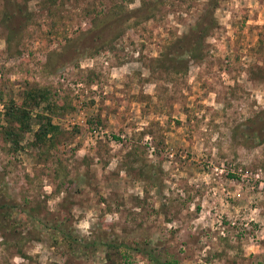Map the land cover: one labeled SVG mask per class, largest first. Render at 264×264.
I'll return each mask as SVG.
<instances>
[{
    "label": "rangeland",
    "instance_id": "374dc122",
    "mask_svg": "<svg viewBox=\"0 0 264 264\" xmlns=\"http://www.w3.org/2000/svg\"><path fill=\"white\" fill-rule=\"evenodd\" d=\"M20 2L10 22L0 0V264H150L147 241L178 264H264V128L249 125L264 0H216L182 58L172 43L208 0ZM37 89L28 130L4 140L7 107ZM39 114L57 127L44 142ZM62 224L127 247L82 253Z\"/></svg>",
    "mask_w": 264,
    "mask_h": 264
},
{
    "label": "trees",
    "instance_id": "16d2710c",
    "mask_svg": "<svg viewBox=\"0 0 264 264\" xmlns=\"http://www.w3.org/2000/svg\"><path fill=\"white\" fill-rule=\"evenodd\" d=\"M216 6V0H208L206 9L204 13L198 17V20L194 25H191L188 31L175 39L172 43L174 55L178 58H182L185 55L192 56L194 52L201 45V40L206 34V30H210L215 21L214 9ZM148 6L143 8H137L130 13H127V16H130L133 13H142L146 10ZM26 12V7L20 2V0H5V16L11 22L15 21L18 18L24 17ZM125 15V16H126ZM19 20V19H18ZM47 94H43L41 91L29 90L26 91V96L22 105L17 106L13 102L6 109V120L7 124L4 125L2 130V135L4 140L10 141L12 144H17L21 138V135L26 132L29 128V114L30 106L36 105L41 100L46 99ZM31 106V108H32ZM40 119L43 121L42 115L39 114ZM250 127L264 128V111L260 113L257 117L253 118L249 122ZM57 127L50 123V121H43L40 124V127L35 132V139L37 142H44L47 138L46 136L50 132H55ZM252 134L259 135L260 131L253 130ZM50 138V137H49ZM114 138L118 139L117 136ZM65 238L67 239L69 245L75 246L77 250H80L82 253H86L89 248H96L97 246H102L105 248H117L120 246L127 247L125 243H117L116 240L110 238H101L97 241H83L79 236L72 235L69 230H66L65 225L62 224L60 227ZM144 254V256L149 260L150 264H178L176 259H166L162 257V254L153 246L151 242L147 241L144 245H138L135 248Z\"/></svg>",
    "mask_w": 264,
    "mask_h": 264
}]
</instances>
